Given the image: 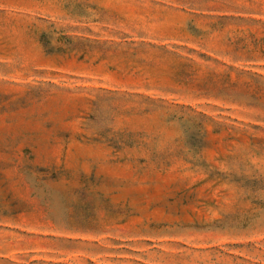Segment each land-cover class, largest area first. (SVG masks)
Masks as SVG:
<instances>
[{
	"label": "rangeland",
	"instance_id": "374dc122",
	"mask_svg": "<svg viewBox=\"0 0 264 264\" xmlns=\"http://www.w3.org/2000/svg\"><path fill=\"white\" fill-rule=\"evenodd\" d=\"M0 264H264V0H0Z\"/></svg>",
	"mask_w": 264,
	"mask_h": 264
}]
</instances>
